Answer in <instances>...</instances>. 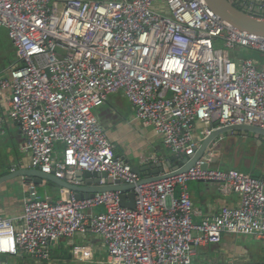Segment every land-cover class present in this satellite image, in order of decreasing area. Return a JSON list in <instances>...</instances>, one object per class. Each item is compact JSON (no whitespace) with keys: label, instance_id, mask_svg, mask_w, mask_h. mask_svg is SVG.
I'll list each match as a JSON object with an SVG mask.
<instances>
[{"label":"built area","instance_id":"2783aa9c","mask_svg":"<svg viewBox=\"0 0 264 264\" xmlns=\"http://www.w3.org/2000/svg\"><path fill=\"white\" fill-rule=\"evenodd\" d=\"M0 26L16 51L0 87L9 91L8 116L24 132L21 149L33 168L71 176L72 183L76 171L87 170L134 184V207H128L120 190L81 198L74 191L66 196L63 187V197L53 201L30 183L21 224L0 217V264L3 254L19 251L48 259L52 241L82 232L103 238L107 264H192L199 246L224 234L264 239L263 177L212 167L209 148L186 171L138 183L94 112L122 93L135 117L173 154L185 156L215 129L264 128V66L228 54L236 47L264 53V36L234 27L206 0H0ZM141 159L159 160L156 154ZM190 180L217 182L222 194L238 193L240 203L196 222ZM99 205L104 210L94 211ZM74 254L85 258L80 248Z\"/></svg>","mask_w":264,"mask_h":264},{"label":"crops","instance_id":"0c3cea01","mask_svg":"<svg viewBox=\"0 0 264 264\" xmlns=\"http://www.w3.org/2000/svg\"><path fill=\"white\" fill-rule=\"evenodd\" d=\"M228 54L236 61L250 57L256 60L259 67L264 66L263 54H257L253 49L236 47L229 49ZM15 60L16 54L7 65L2 66L0 74L7 72L14 65ZM8 96L9 91L0 87V117L4 121L5 129V132L0 135V177H6L0 182V217L12 218L17 225H20L28 186L33 182L28 179V175L19 174V170L33 168V166L29 153L21 149L25 140L24 132L20 125L8 116L6 106ZM94 112L103 125L108 139L116 145L117 154L132 166L148 165V163L142 162V155L156 154L159 159L156 163H166L175 155L165 147L163 138L155 132L153 127L145 125L135 117L132 105L122 93L111 94L104 104L94 109ZM242 140L243 136H225L220 149L214 154L218 160L211 163V166L222 168V161L230 160L237 143ZM253 142L252 152L254 145L257 144L256 140ZM56 149L62 151L63 145L57 143ZM246 153L248 152L246 151ZM173 165H182V162L175 159ZM225 168H231V166ZM238 169L241 171V168ZM148 173L149 171L143 172V174ZM33 184L41 198L56 201L62 198L65 193L62 186L48 179ZM38 185L43 189V194L38 192ZM188 187L196 208V213L193 215L196 222L218 214L224 206H237L240 203L238 193L224 195L220 191L219 184L214 181L190 180ZM178 191L179 188L175 191L176 195ZM239 241L243 243L240 244ZM247 247H254V251H264V239L251 235L224 234L220 242L199 246L192 264H239L234 263L236 260L239 261L236 257L235 260L233 258L223 259L228 254L235 256L237 251L239 253L240 251H249ZM75 248L84 251L85 258L83 260L76 258ZM106 258L107 247L103 238L96 233L82 232L76 233L72 237H61L52 241L48 259H36L30 254L19 251L16 254H3L1 264H107ZM221 261H225V263H221ZM257 263L264 264V260Z\"/></svg>","mask_w":264,"mask_h":264},{"label":"water","instance_id":"95a60500","mask_svg":"<svg viewBox=\"0 0 264 264\" xmlns=\"http://www.w3.org/2000/svg\"><path fill=\"white\" fill-rule=\"evenodd\" d=\"M206 1L216 14L234 27L264 36V0H242L241 3L235 0ZM225 136H243V140L237 143L230 160L222 161L221 166H231L232 168L243 166L251 168L253 159L251 155H248L250 153L248 148L253 146L254 140L257 143L264 142V128L257 125L234 124L213 130L203 139L193 155L185 156L183 154H175L166 163H152L142 167L134 165L132 167L133 170L141 177L138 183L158 180L188 170L196 161L205 155L209 148H213L214 152L220 149ZM215 141H217V144L213 146V142ZM242 146L243 148H241ZM175 159H179L182 165H173ZM217 160L218 157L214 155L211 163ZM209 165V163H204L203 167L206 168ZM144 171H149V173L143 174ZM19 174L28 175V179L36 184L42 182L43 179L51 180L68 189L66 196H70V191H74L77 197L83 198L92 196L95 192L120 190L123 192L121 195L122 204L124 206L134 207V193L132 191L134 184L124 182L123 180L113 181L106 173L78 170L73 175V178L77 180L76 183L69 181L71 176L62 179L54 176L52 173H45L36 168L20 169ZM101 177L107 178V183L100 185L99 181ZM5 178L0 177V182Z\"/></svg>","mask_w":264,"mask_h":264},{"label":"rangeland","instance_id":"374dc122","mask_svg":"<svg viewBox=\"0 0 264 264\" xmlns=\"http://www.w3.org/2000/svg\"><path fill=\"white\" fill-rule=\"evenodd\" d=\"M255 52L257 54L261 53L256 50ZM262 54L264 56V53ZM13 55H14V46L9 37V31L7 28L0 26V70L2 69L3 65L5 64L7 65L12 60ZM252 147L248 148L249 152L251 153V157L253 159L252 167L246 168L241 166L239 168H241L242 172L252 173L253 175L258 177H264V143L260 144L258 142L256 146L254 145L253 152H252ZM38 192L43 194V189L39 188V185H38ZM101 210H104V205H99L94 208V211H101ZM242 243L243 242H240V244ZM247 249L249 251H240V253L239 251H237L235 256L234 255L230 256V254H228L227 257L224 258L223 260H229L230 258H233V260H235L234 258L236 257L238 258L239 261L236 260L234 261V263L236 262L239 264H259L257 262H261L264 260V251H254L255 249L254 247L252 248L247 247ZM213 256H215V253H213ZM221 263H225V261H221Z\"/></svg>","mask_w":264,"mask_h":264},{"label":"trees","instance_id":"16d2710c","mask_svg":"<svg viewBox=\"0 0 264 264\" xmlns=\"http://www.w3.org/2000/svg\"><path fill=\"white\" fill-rule=\"evenodd\" d=\"M14 48H15V46H14ZM245 48V47H244ZM14 54H16V51H15V49H14ZM221 169H227V168H225V167H222Z\"/></svg>","mask_w":264,"mask_h":264},{"label":"flooded vegetation","instance_id":"af4514ba","mask_svg":"<svg viewBox=\"0 0 264 264\" xmlns=\"http://www.w3.org/2000/svg\"><path fill=\"white\" fill-rule=\"evenodd\" d=\"M236 2H238V3H241L242 2V0H235Z\"/></svg>","mask_w":264,"mask_h":264}]
</instances>
